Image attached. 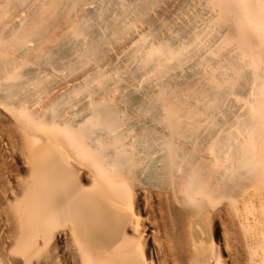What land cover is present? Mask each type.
I'll use <instances>...</instances> for the list:
<instances>
[{
	"label": "bare ground",
	"instance_id": "6f19581e",
	"mask_svg": "<svg viewBox=\"0 0 264 264\" xmlns=\"http://www.w3.org/2000/svg\"><path fill=\"white\" fill-rule=\"evenodd\" d=\"M0 264H264V0H0Z\"/></svg>",
	"mask_w": 264,
	"mask_h": 264
},
{
	"label": "rangeland",
	"instance_id": "374dc122",
	"mask_svg": "<svg viewBox=\"0 0 264 264\" xmlns=\"http://www.w3.org/2000/svg\"><path fill=\"white\" fill-rule=\"evenodd\" d=\"M228 19H229V18H228ZM228 19H226V20H228ZM229 21H230V22H229ZM229 21H227V25H228V26H227V30H226V36H228L229 34H230L229 36H231L232 33H233V34H232L233 36H234V35H235V36L238 35V34H236V33H238V31L235 30V27H234V24H233V20H232V19H231V20L229 19ZM228 22H229V24H228ZM235 36H234V37H235ZM252 38H253V37H252ZM252 38H251L250 40L253 41L254 38H253V39H252ZM236 39H237V37L235 38V41H236L235 43H240V42H241L240 40H239V42H237L238 40H236Z\"/></svg>",
	"mask_w": 264,
	"mask_h": 264
}]
</instances>
